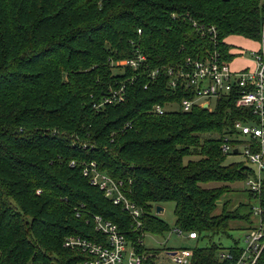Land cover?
Listing matches in <instances>:
<instances>
[{
	"label": "trees",
	"instance_id": "obj_1",
	"mask_svg": "<svg viewBox=\"0 0 264 264\" xmlns=\"http://www.w3.org/2000/svg\"><path fill=\"white\" fill-rule=\"evenodd\" d=\"M192 21L214 25L216 43ZM263 23L264 0H0V264H77L83 252L63 241H103L95 214L133 244L139 232L161 234L167 225L154 206L165 202L174 203L175 227L195 240L230 236L235 219L252 227L253 205L231 207L230 193L258 200L264 221V181L259 193L235 188L253 170L227 162L221 149L225 138L235 141L233 122L251 117L235 105L240 92L211 110L159 114L155 104L179 102L184 92L169 88L165 73L150 81L115 65L142 54L147 70L174 66L214 47L231 59L225 39L258 41ZM122 84L123 101L101 104ZM91 161L141 208L140 230L83 175ZM192 248V264H221L220 244Z\"/></svg>",
	"mask_w": 264,
	"mask_h": 264
},
{
	"label": "built area",
	"instance_id": "obj_2",
	"mask_svg": "<svg viewBox=\"0 0 264 264\" xmlns=\"http://www.w3.org/2000/svg\"><path fill=\"white\" fill-rule=\"evenodd\" d=\"M197 32L207 37L212 43H216L218 32L214 25H207L192 21ZM259 47L250 51L251 66L232 69L231 59H225L217 50L207 49L202 54L186 56L176 65L161 66L147 70L142 63L145 59L142 54L137 59L123 58L115 62L118 66H129L133 70L141 69L146 72L150 81L156 79L160 73L167 75V86L173 90L184 92L179 102H168L161 106L155 104L153 110L159 114L167 110L181 109L190 111L193 107L206 109L214 108L216 101L233 91L240 92L235 105L251 111V117L236 119L233 122L235 141L225 140L221 149L225 154H240L244 162L253 170V174L245 181L248 189L259 193L264 181V23L261 29V37L258 40ZM232 52V51H231ZM133 74L131 80L135 78ZM146 85H144V88ZM125 99L124 85L111 88L105 95L101 104H114ZM100 104V105H101ZM176 104L177 108L167 109V106ZM237 150L234 153V150ZM74 165V161L71 162ZM82 172L92 185L103 191L104 196L114 204L121 205L131 218L132 230H140L142 226L141 208L131 202L121 189V182L114 180L109 174L97 168L94 161L82 163ZM259 206L253 205V225L232 245L217 250L215 256L221 264H257L264 253V221ZM94 229L103 235V241H92L80 235L66 236L63 245L70 249L83 252L84 257L77 264H192L193 248H158L146 246L143 237L146 233L139 232L135 243L126 237L125 232L118 226L100 215L92 216ZM177 236L185 234L188 239H195L197 233L185 232L174 228Z\"/></svg>",
	"mask_w": 264,
	"mask_h": 264
},
{
	"label": "rangeland",
	"instance_id": "obj_3",
	"mask_svg": "<svg viewBox=\"0 0 264 264\" xmlns=\"http://www.w3.org/2000/svg\"><path fill=\"white\" fill-rule=\"evenodd\" d=\"M225 41L231 45V50H234L233 58L230 62V65L235 66L236 68H239L243 66L246 61H251L250 58V51L255 50L259 47L258 41H253L250 39H247L240 35H231L228 36ZM251 66V64L249 65ZM177 108L176 104H172L167 106V109H175ZM227 162L230 161H244L243 157L240 154H232L228 155ZM264 176V172H263ZM237 187L242 190H247V186L245 183L243 184H236ZM231 198V207H235L237 204L242 202H250L251 205L256 206L257 200L255 198H249L247 196L246 191H242L240 193H235L228 195ZM159 205L163 208V211L156 214L157 217H159L166 225L167 230L162 232L161 234H153V236H150L148 233H146L143 237V243L146 246H156L158 248H179V247H193L195 245L203 246L206 244H209L211 242H216L221 245V247H227L233 243L234 240L240 239L241 235L246 231L248 224L241 219H235L231 220L229 222V234L230 236L225 235H214L210 239L209 238H203L200 240L195 239H188L186 238L185 234L182 236H177L175 232H173V229L175 228V216L173 213V202H165L162 204H156L154 206V212L156 206ZM220 210V207L216 209V212ZM245 213V209H241L240 213ZM161 260L159 264H161Z\"/></svg>",
	"mask_w": 264,
	"mask_h": 264
},
{
	"label": "water",
	"instance_id": "obj_4",
	"mask_svg": "<svg viewBox=\"0 0 264 264\" xmlns=\"http://www.w3.org/2000/svg\"><path fill=\"white\" fill-rule=\"evenodd\" d=\"M206 107H207V105L204 104V105H203V108L205 109ZM236 151H237V150L235 149L233 152L236 153ZM162 211H163V208H162L161 206L157 205L156 208H155V213L158 214V213H160V212H162Z\"/></svg>",
	"mask_w": 264,
	"mask_h": 264
},
{
	"label": "crops",
	"instance_id": "obj_5",
	"mask_svg": "<svg viewBox=\"0 0 264 264\" xmlns=\"http://www.w3.org/2000/svg\"><path fill=\"white\" fill-rule=\"evenodd\" d=\"M228 44H229V43H228ZM231 51H232V52H235L234 50H231ZM250 64L252 65V61H246V63H245L243 66H241V67L249 66ZM231 67H232V69H234V70L241 68V67L236 68L235 66H232V65H231Z\"/></svg>",
	"mask_w": 264,
	"mask_h": 264
}]
</instances>
